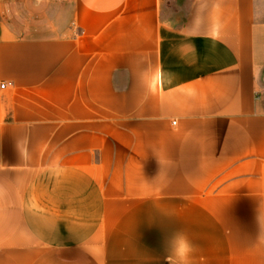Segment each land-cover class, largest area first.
<instances>
[{"label":"crops","instance_id":"obj_1","mask_svg":"<svg viewBox=\"0 0 264 264\" xmlns=\"http://www.w3.org/2000/svg\"><path fill=\"white\" fill-rule=\"evenodd\" d=\"M0 264H264V0H0Z\"/></svg>","mask_w":264,"mask_h":264},{"label":"built area","instance_id":"obj_2","mask_svg":"<svg viewBox=\"0 0 264 264\" xmlns=\"http://www.w3.org/2000/svg\"><path fill=\"white\" fill-rule=\"evenodd\" d=\"M5 87H6V85H5V84H3V85L1 86V89H5Z\"/></svg>","mask_w":264,"mask_h":264}]
</instances>
